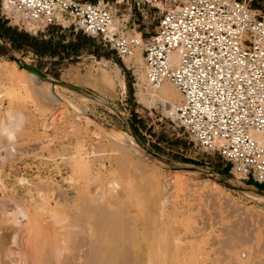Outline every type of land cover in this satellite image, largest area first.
<instances>
[{
	"label": "rangeland",
	"instance_id": "rangeland-1",
	"mask_svg": "<svg viewBox=\"0 0 264 264\" xmlns=\"http://www.w3.org/2000/svg\"><path fill=\"white\" fill-rule=\"evenodd\" d=\"M247 1L264 13V0ZM4 10L0 0V24L51 41L59 53L41 56L29 48L17 49L0 37V131L1 119L9 113L17 119L10 138L14 152L0 168V229L6 227V239L11 235L7 240L0 237V264L88 262L91 222L81 223L80 206L74 204L76 200H66L77 190L82 192L84 183L76 174L85 169L88 183L84 180L83 186L91 188L96 204L104 206L107 215H117L114 222L128 226L129 236L123 226L121 236L131 239L124 237L121 242L130 241L129 246L133 242L130 255L135 258L128 256L127 261L134 258L139 264H153L158 257V264H264V184L235 177L219 154L199 148L183 127L165 118L163 106L140 102L136 70L98 39L89 36L88 40L84 33L61 25L38 33L20 29L2 14ZM146 21L141 27L144 38L155 29L157 17ZM10 55L79 92L34 78ZM102 73L109 78L100 79ZM51 117L53 123L48 122ZM88 187L83 189L88 191L85 195L90 193ZM15 201L26 206L32 217V223L16 237L14 227L3 225ZM236 224L240 231L234 234ZM243 224V238L253 234L249 242L250 236L244 239L246 244L240 242ZM230 235L235 241L240 237L239 241ZM225 239L231 243L224 244L228 248H224ZM166 241L173 246L168 248ZM121 242L118 248L124 250ZM151 253H157L155 260ZM120 258L118 263L123 264L124 256Z\"/></svg>",
	"mask_w": 264,
	"mask_h": 264
},
{
	"label": "built area",
	"instance_id": "built-area-1",
	"mask_svg": "<svg viewBox=\"0 0 264 264\" xmlns=\"http://www.w3.org/2000/svg\"><path fill=\"white\" fill-rule=\"evenodd\" d=\"M3 15L35 33L73 27L123 62L142 47L147 83L182 100L163 116L219 154L233 175L264 184V13L247 0H2ZM157 17L144 38L142 25ZM125 64H127L125 62ZM135 72L133 61L127 64ZM3 150L0 149V157Z\"/></svg>",
	"mask_w": 264,
	"mask_h": 264
},
{
	"label": "bare ground",
	"instance_id": "bare-ground-1",
	"mask_svg": "<svg viewBox=\"0 0 264 264\" xmlns=\"http://www.w3.org/2000/svg\"><path fill=\"white\" fill-rule=\"evenodd\" d=\"M5 8V7H4ZM139 49H141L142 47H138ZM137 48V49H138ZM136 49V50H137ZM20 60V59H19ZM131 61H133L134 63H135V65H136V74L138 75V80H139V84H138V93H137V96H138V99H139V101L140 102H142V103H144V104H146V105H148V106H155V105H161V106H163V109H164V111L166 112V113H168V111H169V109L172 107V109H174V107L182 100V94H181V92L177 89V87L173 84V83H171L169 80H165L161 85H160V87L159 88H152V87H150V85L147 83V81H146V78H145V74H144V70H143V62H144V59H143V54H142V49L141 50H137V52H135V56L132 58V57H127V58H125V62L127 63V64H129ZM16 64H18L20 67H24L25 69L23 70V71H29V72H32L34 75V78H36L35 76H38V77H40L41 79H43V80H45L46 82H48V83H50L52 86H55V85H58V86H63V87H66V88H68V89H70V87H68V86H66V85H62V84H60V83H58V82H55L54 84L50 81V80H47V79H45V78H42L41 76H39L37 73H35V72H33L32 70H29V69H27L26 67H25V64H27V61H24V60H20V61H14ZM15 72H16V70H15ZM28 72V73H29ZM27 75H29V74H27ZM24 76V75H23ZM26 76V75H25ZM30 76H32L31 74H30ZM27 77H29V76H27ZM34 78H32L33 80H34ZM107 78H109L105 73H102L101 74V76H100V79H102V80H107ZM109 80V79H108ZM36 81V80H35ZM145 84H148L147 85V87H146V85ZM13 93V92H12ZM20 93V92H19ZM4 94V93H3ZM7 113V112H6ZM9 114H12V113H9ZM7 115L8 117H6V118H4V119H1V131H0V149H2L3 150V154H2V156L0 157V168L1 167H3V165L4 164H6L5 163V160L8 158V157H10V156H12V153L14 152L13 151V148H14V146H13V144H12V142L10 141V138H11V136H12V127L15 125L16 126V122H17V119H16V117L15 116H12V115ZM16 119V120H15ZM47 120V119H46ZM53 121H54V117H51L50 118V121H48L49 123H53ZM16 123V124H15ZM47 124V123H46ZM14 126V127H15ZM42 126V125H41ZM46 128V127H45ZM46 129H48V128H46ZM113 131V130H112ZM252 134H253V136L258 140V141H260L262 144H264V132H259V131H253L252 132ZM45 136V135H44ZM124 137V136H123ZM123 139V138H122ZM121 139V140H122ZM120 140V141H121ZM128 140V139H127ZM121 142H124L123 144H124V147L126 146L125 144H126V140H125V138H124V141H121ZM129 142V141H128ZM131 142H133V141H131ZM129 143L128 145H132L133 143ZM122 144V143H121ZM134 145V144H133ZM128 147V146H127ZM130 147V146H129ZM133 148L134 147H136L135 145L134 146H132ZM131 148V147H130ZM136 149V148H135ZM14 156V155H13ZM81 169V168H80ZM79 169V170H80ZM1 170V169H0ZM82 170H84V168L82 169ZM86 170V169H85ZM84 170V171H85ZM84 171H82V172H80V174L78 173V174H76V178H77V180L79 181V183H84V184H82L81 186L83 187V189H85V187H88V185L87 186H83V185H86V179L88 178V176H87V178L85 177V174L83 173ZM84 177H85V179H84ZM86 182H85V181ZM88 180V179H87ZM88 183V182H87ZM90 183V182H89ZM77 187V186H76ZM80 187H78V189H79ZM83 189L81 190L82 192H80L79 190H77V192H75L76 194L73 196V197H71V198H69V199H66V197H65V199L66 200H68V201H71L72 203L76 200V202L74 203V204H76V206H80V208H81V211H82V214H77L78 215V217H79V221H81V223L83 222V220H89L90 222H91V224H90V222H89V224L91 225V230H90V232H89V235H88V241H86L87 243H89V244H86V246H88V245H90V247L88 246V248L89 249H87V251H89L88 253H89V255H88V259H87V261L88 262H85V264H121V263H118V260H119V256L121 255V258H120V260L123 258V256H124V260L122 259V263L123 264H125L126 262L128 263H132L133 262V260H135L134 261V263L136 262V264H139V260L137 261V259H134L135 258V256H133L132 254V256L134 257V258H132L133 260H131V261H127V260H129V257L131 256L130 255V252H131V246L133 245L132 243L133 242H131L130 244H131V246H129V242L128 243H126V244H124L123 242H126V241H123V242H121L122 240H124L123 238L124 237H128L129 236V233L128 232H126V233H128L127 235L128 236H124V237H122L121 235H125L126 233H125V230L127 229V227L128 226H126L125 225V228H124V223L122 224V225H119V224H121L120 223V221L119 222H117V220H116V222H114V219H116V216L115 215H107L106 214V212H105V208H104V206H100V205H97L96 203H97V197H96V195L94 196H92V195H90L91 194V191H90V189H89V187H88V189H89V192L90 193H87L86 195H85V193L86 192H88V191H84L83 192ZM171 192V191H170ZM246 192H248V190L246 191ZM88 194H89V196H88ZM57 198V197H56ZM68 198V197H67ZM17 199V198H16ZM18 199H19V197H18ZM65 200V201H66ZM18 201V200H17ZM63 201H64V199H63ZM16 202V201H15ZM118 202V201H117ZM162 202H164V201H162ZM23 203V202H22ZM70 203V202H69ZM121 203V202H120ZM119 204V203H118ZM168 204V203H167ZM117 205V204H116ZM74 207V206H73ZM78 208V210H79V207H77ZM122 208H126V207H122ZM121 208V209H122ZM72 209V208H71ZM76 209V208H75ZM77 210V209H76ZM114 210V209H113ZM114 211H116V210H114ZM79 212V211H78ZM108 212V211H107ZM117 212V211H116ZM114 213V212H113ZM118 213V212H117ZM110 214H112V212L110 213ZM121 214H122V212L119 214L120 216H121ZM76 215V216H77ZM84 215V216H83ZM85 218H87V219H85ZM89 218V219H88ZM122 218V217H121ZM122 219H124V218H122ZM121 221H124V220H121ZM125 222V221H124ZM28 223H32V217H31V214H30V212H29V210H28V208H26V206H22V205H17V202H16V206L15 207H13L11 210H8V216H7V219L5 220V222L3 223V225H8V224H10L12 227H14V228H12L13 230H11V231H14V232H12V233H14V237H16V235H18L21 231H23V228L24 229H26V226H28ZM117 225H116V224ZM246 223V222H245ZM80 224V223H79ZM87 224V223H86ZM133 224V223H132ZM248 224V223H247ZM81 225V224H80ZM238 225H240V224H238ZM121 226H123V228H124V233L125 234H123L122 232L123 231H121L122 229H121ZM236 226V228H233V230L234 229H236L235 230V233L234 234H236V231L238 230L237 228V224L235 225ZM234 226V227H235ZM245 226H246V224H245ZM86 227H87V225H86ZM120 227V228H119ZM241 227V232L240 233H242L243 232V228H244V224H243V226H240ZM6 228V227H5ZM5 228L2 226V228L0 229V237L1 236H4L6 233H5ZM11 228V227H10ZM130 228V227H129ZM81 229V228H80ZM86 229V228H85ZM84 229V230H85ZM246 229V228H245ZM248 229V228H247ZM82 230V229H81ZM130 230V229H129ZM131 230H133V228L131 229ZM130 230V231H131ZM134 230H135V228H134ZM249 230V229H248ZM252 230V229H251ZM7 231V230H6ZM9 231V230H8ZM7 231V232H8ZM11 231H10V234H11ZM126 231H128V230H126ZM129 231V232H130ZM137 231V230H136ZM232 231V228L230 229V231L229 232H231ZM238 231H240V229L238 230ZM132 232V231H131ZM134 232V231H133ZM138 232V231H137ZM229 232H228V234H229ZM233 232V231H232ZM245 232V231H244ZM252 232V231H251ZM83 233V232H82ZM88 233V232H87ZM228 234H226V235H228ZM233 234V235H234ZM244 233H242L240 236H242ZM9 235V234H8ZM132 235H134V234H132ZM131 235V236H132ZM136 235H138V234H135V236ZM139 235H141L140 233H139ZM244 235H246V232H245V234ZM9 236H11V235H9ZM9 236H8V238H9ZM134 236V237H135ZM231 236V235H230ZM229 236V238H231V240H232V238L233 237H235V235L232 237H230ZM248 236V235H247ZM250 236V235H249ZM248 236V237H249ZM253 236V234L249 237V240H247L248 239V237H245V238H243V236L241 237V243H243V241L245 242V243H243V244H246V241L244 240V239H246L248 242L250 241V238H253L252 237ZM7 237V236H6ZM6 237L4 236L3 238H5L6 239ZM14 237H11V238H14ZM168 237V236H167ZM167 237H166V239H167ZM238 236H236V238H237ZM2 238V239H3ZM7 238V239H8ZM81 238V237H80ZM125 238V239H126ZM136 238V240H137V238H139V237H135ZM169 238V237H168ZM171 239H172V237H170ZM6 239V240H7ZM84 239V238H83ZM128 239H131L130 237H128ZM134 239V238H133ZM234 239V238H233ZM238 240L237 241H239V239H240V237H238L237 238ZM243 239V240H242ZM86 240V239H85ZM85 240H84V242H85ZM127 240V239H126ZM142 240V239H141ZM170 240V239H169ZM169 240H167V241H169ZM224 240V239H223ZM222 240V242H223V245L227 242V239H225V242ZM253 240V239H252ZM1 241V240H0ZM3 242H4V239L2 240ZM134 241V240H133ZM137 241H140V240H137ZM166 241V243H168ZM234 241H235V239H234ZM237 241H235V242H237ZM80 242V241H79ZM120 242H121V244L123 243L127 248H130V249H128V250H130V251H128L127 249H125V246L123 247L124 248V250H122V248L120 249V248H118V246H119V244H120ZM170 243L172 242L171 240L169 241ZM135 243H136V241H135ZM155 243V242H154ZM166 243H164V244H166ZM169 244V243H168ZM228 244H231L230 243V241H229V239H228V242H227V245ZM236 245H237V243H235ZM138 245H141L140 243H138ZM169 245H171L170 247L168 246V248H171L173 245L172 244H169ZM84 246H85V244H84ZM85 246V247H86ZM157 246V245H156ZM230 246V245H229ZM233 246V245H232ZM238 246H239V244H238ZM263 246L264 245H262V249H264L263 248ZM176 247V246H175ZM134 248H135V246H134ZM153 250H157V248L155 249L154 248V246L153 247H151ZM151 248H149V249H151ZM166 248H167V244H166ZM178 248L180 249V247L178 246ZM224 248H228V246H226V245H224ZM233 248H236L235 246H233ZM233 248L231 249L230 248V250H233ZM175 249V248H174ZM173 249V251H175ZM179 249H178V251H179ZM186 249H189V248H186ZM191 249V248H190ZM189 249V250H190ZM257 249V248H256ZM262 249H259L260 251L262 250ZM124 252V253H126L125 255H124V253H123V256H122V251ZM129 252H127V251ZM153 250H151V252L153 251ZM165 250V249H164ZM163 250V251H164ZM169 250V249H168ZM167 249H166V253H167V251H168ZM171 250V249H170ZM184 250V249H183ZM227 250V249H226ZM225 250V251H226ZM242 250V249H241ZM253 250H254V248H253ZM258 250V249H257ZM257 250H255V251H257ZM126 251V252H125ZM181 251V250H180ZM179 251V252H180ZM185 251V250H184ZM183 251V252H184ZM192 251V250H191ZM255 251H253V254L254 253H256ZM264 251V250H263ZM179 252H178V257H180L179 256ZM185 252H187V250L185 251ZM85 253H86V251H85ZM87 253V254H88ZM132 253H134L133 251H132ZM144 253V252H143ZM153 253V252H152ZM151 253V259L152 260H155L154 258H156V255H157V253L154 255V254H152ZM165 253V252H164ZM181 254H183L182 252H180ZM264 253V252H263ZM87 254H84L85 256L87 255ZM129 254V255H128ZM168 254V253H167ZM170 254H173V255H168V257L170 256V258H173L174 257V253L173 252H171ZM155 257H154V256ZM255 255V254H254ZM253 255V256H254ZM129 256V257H128ZM131 256V257H132ZM227 256H228V254H227ZM83 257V256H82ZM87 257V256H86ZM119 257V258H118ZM125 257H127V258H125ZM136 257H137V255H136ZM165 257H166V255H165ZM240 257V256H239ZM258 257H259V255H258ZM85 258V257H84ZM116 258H117V262H116ZM167 258V257H166ZM230 258V257H229ZM241 258V257H240ZM263 258V257H262ZM131 259V258H130ZM234 259V258H233ZM253 259V258H252ZM264 259V258H263ZM82 260H83V258H82ZM164 260H166V259H164ZM169 260V259H168ZM173 260V259H172ZM237 260V259H236ZM85 261V260H84ZM170 261V260H169ZM233 261V260H232ZM250 261H252V260H250ZM256 261H258V260H256ZM255 261V262H256ZM149 262H150V260H149ZM166 262H168V261H166ZM172 262V261H171ZM259 262V261H258ZM258 262H256V263H258ZM140 263H142L141 261H140ZM155 263H157L158 264V257H157V262H156V260H155ZM155 263H153V264H155ZM170 263V262H169ZM234 263V262H233ZM232 263V264H233ZM78 264H80V263H78ZM150 264H152L151 262H150ZM234 264H236V263H234ZM239 264V263H238ZM263 264V263H262Z\"/></svg>",
	"mask_w": 264,
	"mask_h": 264
},
{
	"label": "trees",
	"instance_id": "trees-1",
	"mask_svg": "<svg viewBox=\"0 0 264 264\" xmlns=\"http://www.w3.org/2000/svg\"><path fill=\"white\" fill-rule=\"evenodd\" d=\"M97 1V0H90ZM0 37L10 42L17 49L29 48L32 49L38 55H45L49 53L51 55H56L59 53L57 44L52 43L44 39H39L38 37L32 36L29 33L19 31L14 27L7 26L5 22L0 24ZM85 38L90 40L91 38L84 35Z\"/></svg>",
	"mask_w": 264,
	"mask_h": 264
},
{
	"label": "water",
	"instance_id": "water-1",
	"mask_svg": "<svg viewBox=\"0 0 264 264\" xmlns=\"http://www.w3.org/2000/svg\"><path fill=\"white\" fill-rule=\"evenodd\" d=\"M10 58L15 59L16 61H20L19 58H17V57L14 56V55H10ZM25 67H26L27 69L32 70L33 72L37 73V74H38L39 76H41L42 78H45V79H47V80H50L53 84H54L55 82H58V83H60V84H62V85H66L65 83H63V82H61V81L55 80V79H53V78H50V76H49L47 73L43 72L42 70H40L39 68H37L36 66H34V65H32V64H25ZM66 86L72 88V87L69 86V85H66ZM72 89H74L75 91H78V92H79V90H77V89H75V88H72ZM228 186H229V187H232V188H234V189H238V190H245V191L250 190V191H253L252 189H248V188H246V187H242V186H239V185H228Z\"/></svg>",
	"mask_w": 264,
	"mask_h": 264
}]
</instances>
